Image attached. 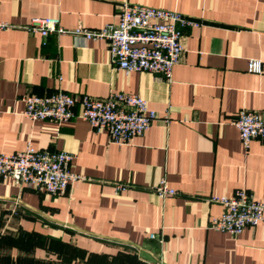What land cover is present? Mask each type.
<instances>
[{"label": "crops", "instance_id": "crops-1", "mask_svg": "<svg viewBox=\"0 0 264 264\" xmlns=\"http://www.w3.org/2000/svg\"><path fill=\"white\" fill-rule=\"evenodd\" d=\"M123 1L0 0V19L13 24L0 28V151L66 150L71 169L87 176L63 194L0 178V264L156 263L142 252L166 264H264V218L236 235L217 230L211 219L223 205L207 200L246 188L264 202V138L246 147L233 123L242 109L264 115V0H128L201 23L184 28L170 79L126 72L106 39L72 31L118 22ZM45 16H59L68 31L28 29ZM251 58L261 59L260 72L249 69ZM60 88L140 93L158 118L119 144L79 115L23 114L24 94ZM162 179L177 193L159 196L153 186Z\"/></svg>", "mask_w": 264, "mask_h": 264}, {"label": "built area", "instance_id": "built-area-1", "mask_svg": "<svg viewBox=\"0 0 264 264\" xmlns=\"http://www.w3.org/2000/svg\"><path fill=\"white\" fill-rule=\"evenodd\" d=\"M118 16V22L100 28L79 25L72 31L85 39H106L112 59L126 72L151 71L168 79L185 50L184 28L201 24L179 10L128 0L121 3ZM12 26L11 22L0 19V28ZM27 27L44 36L68 31L59 16L34 18ZM249 69L260 72L261 59L251 58ZM22 99L23 114L32 120L52 118L64 122L79 115L96 129L108 130L110 139L119 144L143 134L158 118V112L149 106L148 100L134 92L112 91L105 97H97L71 94L60 88L48 94H24ZM233 123L246 147L254 138H264V115L259 112L242 109ZM73 157L66 150L43 151L32 144L15 151H0V178L10 177L20 185L63 194L71 184L87 177L71 169ZM118 187L125 189L126 184L120 183ZM153 190L161 197L177 193L165 179L153 186ZM207 200L223 205L221 213L211 219L210 226L217 230L236 235L264 218V202L246 188H238L231 195H211Z\"/></svg>", "mask_w": 264, "mask_h": 264}, {"label": "water", "instance_id": "water-1", "mask_svg": "<svg viewBox=\"0 0 264 264\" xmlns=\"http://www.w3.org/2000/svg\"><path fill=\"white\" fill-rule=\"evenodd\" d=\"M143 249H145V248H143ZM142 255L143 256H145V257H147V258H150V259H153L154 261H159V258L158 257H154V258H152L151 256H149L148 254H146V253H144V252H142Z\"/></svg>", "mask_w": 264, "mask_h": 264}]
</instances>
